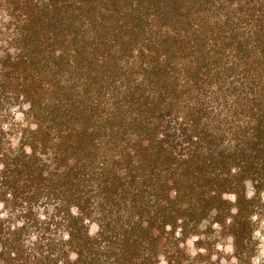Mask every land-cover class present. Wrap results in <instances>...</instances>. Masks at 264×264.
<instances>
[{"label": "trees", "instance_id": "16d2710c", "mask_svg": "<svg viewBox=\"0 0 264 264\" xmlns=\"http://www.w3.org/2000/svg\"><path fill=\"white\" fill-rule=\"evenodd\" d=\"M225 253L264 261V0H0V264Z\"/></svg>", "mask_w": 264, "mask_h": 264}, {"label": "rangeland", "instance_id": "374dc122", "mask_svg": "<svg viewBox=\"0 0 264 264\" xmlns=\"http://www.w3.org/2000/svg\"><path fill=\"white\" fill-rule=\"evenodd\" d=\"M192 243V252L195 254L196 252H198L197 246H195L193 243H195L193 240H191ZM219 251V249H218ZM222 259H220L219 261V254L215 255V261L217 262V264H229L230 263V258L228 257V254L225 253L222 257ZM264 264V261H263Z\"/></svg>", "mask_w": 264, "mask_h": 264}]
</instances>
